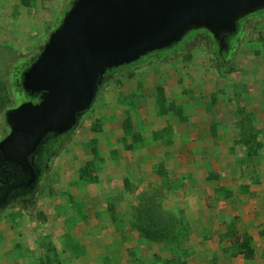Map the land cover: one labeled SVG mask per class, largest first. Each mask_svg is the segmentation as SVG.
I'll return each instance as SVG.
<instances>
[{
  "label": "rangeland",
  "instance_id": "374dc122",
  "mask_svg": "<svg viewBox=\"0 0 264 264\" xmlns=\"http://www.w3.org/2000/svg\"><path fill=\"white\" fill-rule=\"evenodd\" d=\"M73 1L0 0V139ZM243 24L225 63L198 32L112 72L34 197L0 212V264H264V12Z\"/></svg>",
  "mask_w": 264,
  "mask_h": 264
},
{
  "label": "water",
  "instance_id": "95a60500",
  "mask_svg": "<svg viewBox=\"0 0 264 264\" xmlns=\"http://www.w3.org/2000/svg\"><path fill=\"white\" fill-rule=\"evenodd\" d=\"M264 11V0H74L42 52L23 69V87L40 94L6 112L9 134L0 139V165L11 167L0 193L33 189L42 169L36 152L48 134L74 131L114 68L205 29L228 50L242 20Z\"/></svg>",
  "mask_w": 264,
  "mask_h": 264
},
{
  "label": "trees",
  "instance_id": "16d2710c",
  "mask_svg": "<svg viewBox=\"0 0 264 264\" xmlns=\"http://www.w3.org/2000/svg\"><path fill=\"white\" fill-rule=\"evenodd\" d=\"M262 12H264V11H262ZM252 15H254V14H252ZM244 20H242V22H241V25H240L241 28H240L239 32L237 33V35H235L233 37V41L240 34V31H241V29H242V27L244 25L243 24ZM198 32H204V33H207V34L211 35L205 29L193 30L190 33H188V35L182 41H180L178 43H175L174 45H172V46H170V47H168L166 49L154 51V52L150 53L148 56L144 57L141 61H145L147 59H152V58H164V57H168V56H171V55L177 53L180 50V48L183 46V44H185L189 39L194 38L195 35ZM213 41H214V45H215V48H216V54L218 56V59L221 62H224V63L227 62V60L230 58V55H231V52H232V45H233V43L230 45V48L228 50L220 51L219 48H218V46H217V43L215 42L214 39H213ZM138 63H136V64H138ZM136 64L135 63H132V64H129V65H126V66L114 68L112 70V72L117 71V70H120L122 68L130 67V66H133V65H136ZM23 69L21 68V70L17 74V84H18L21 92L23 93V95H24V97L26 99L38 101L39 98H40V94H38V93L32 94L29 91H26L24 89V87H23V83H22V79H23ZM71 133L64 134V135L48 134V136L44 139V141L40 145V148H39V151H38L39 152L38 155L41 158H43L44 155H46L50 159L59 150V148L62 146L63 142L68 138V136ZM39 167L41 168V163H40ZM41 169H42V171H41V174L39 176V181L37 182V184L35 185V187L33 189H27L25 191H24V189L13 190L10 193V197H12L13 199L14 198H20L24 194L23 196H27V198H29V199L33 198L34 195H35V193H36V189L38 187V184L40 182V179L42 178V176L44 174V170L45 169H43V168H41ZM149 216H150V221L153 224H155V225L159 224V223H157V221H158V218L160 216L156 213V210H151Z\"/></svg>",
  "mask_w": 264,
  "mask_h": 264
},
{
  "label": "flooded vegetation",
  "instance_id": "af4514ba",
  "mask_svg": "<svg viewBox=\"0 0 264 264\" xmlns=\"http://www.w3.org/2000/svg\"><path fill=\"white\" fill-rule=\"evenodd\" d=\"M38 151H39V149H38ZM38 151L35 154L36 155V162L38 163V165H40V163H41V168L46 169L47 164L49 163V158L46 155H44V157L41 158L38 155V153H39ZM10 171H11V167L10 166L0 165V193L1 194L4 192V190H2V186L5 185V182L4 181L11 179V172ZM23 189L25 191V190H27L29 188H23ZM23 195L20 198H14V199L13 198H10L11 201L9 202L8 205H11L13 203L21 204V203H24V202L28 201L29 198H27V196H23ZM4 209H5V207L4 208L1 207L0 212L3 211Z\"/></svg>",
  "mask_w": 264,
  "mask_h": 264
},
{
  "label": "crops",
  "instance_id": "0c3cea01",
  "mask_svg": "<svg viewBox=\"0 0 264 264\" xmlns=\"http://www.w3.org/2000/svg\"><path fill=\"white\" fill-rule=\"evenodd\" d=\"M262 261V260H261Z\"/></svg>",
  "mask_w": 264,
  "mask_h": 264
}]
</instances>
